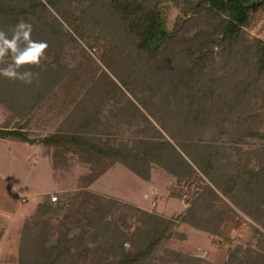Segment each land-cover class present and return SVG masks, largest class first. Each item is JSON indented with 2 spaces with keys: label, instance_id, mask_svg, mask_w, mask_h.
<instances>
[{
  "label": "rangeland",
  "instance_id": "1",
  "mask_svg": "<svg viewBox=\"0 0 264 264\" xmlns=\"http://www.w3.org/2000/svg\"><path fill=\"white\" fill-rule=\"evenodd\" d=\"M106 1L72 0L67 12L62 6L57 10L44 0L51 23L60 32L57 37L43 38L49 45L47 59L41 67L30 69L38 73V77L33 84L27 85L0 76V129H21L35 141L32 144L9 136L0 137V264H33L43 260L44 253L41 243H36V235L44 227L42 233L46 234L47 247L55 245L61 221L68 215L67 242L76 243L82 237L90 242L95 226L82 218L88 205L80 198L74 200L82 191L93 192L103 201L111 198L176 221L155 249L143 252L140 260L127 264H246L244 257L250 249L264 252V236L260 233L264 232V223L259 220L263 215L257 202L245 199L249 202L247 212L217 190L235 213L222 221L218 232L213 234L182 219L204 184L200 180V171L199 175L193 173L187 179L175 175L155 159L146 166L135 159L130 166L120 160L141 139L170 140L191 163V156L205 152L206 144L199 140L184 141V135L192 129L187 132L178 126L179 114L186 108L177 103L180 97L172 86V75L165 77L164 69L151 75L146 71L148 64L139 63L130 53L129 45L114 38L118 26H113L114 22L110 21L112 17L106 11ZM256 1L263 4L252 12L244 30L249 40L256 37L264 40V0ZM92 3L95 4L93 15L89 21H84L81 11ZM163 7L170 29L178 28L177 23L182 24L194 16L183 0H166ZM100 9L105 11L99 12ZM199 25L203 27V21ZM192 27L186 34L193 35L197 28ZM11 29L8 27L9 35ZM122 49L126 50V55ZM110 59H116L120 66L109 67L104 60ZM162 59L159 58V63L165 62ZM168 65L172 66L171 63ZM220 73L226 79H222L220 85L227 86L225 82L230 74L227 70ZM121 74L129 75V86L120 79ZM134 86L137 95L132 91ZM261 94H258L260 98ZM211 104L206 103L205 116L212 110ZM88 116L90 121L85 123ZM255 127L264 131V118ZM57 132L94 134L107 148L106 157L91 160L85 153L75 151L74 146L65 149L44 140ZM260 142L257 136L246 137L240 145L242 160L233 168L241 167L252 152L256 155ZM216 143H228L227 137L218 136ZM223 162L220 159L219 167ZM262 162L257 157L251 161L256 167ZM137 168L145 170L148 177L140 175ZM94 174L97 178L90 182V176ZM229 181L227 179L226 183ZM53 195L57 197L55 204L51 203ZM44 202H49L42 216L46 223L37 226V208ZM122 208L130 214L126 224L120 218V212L108 217L109 221L119 222L122 226L121 240H112L110 248L96 252L94 256H84L77 246L76 250L67 253L68 258H64L63 263L96 264L101 260L100 255L103 264H116L131 258L134 245L139 241L135 231L141 215L129 207ZM169 232L172 233L169 235ZM145 236L142 232L141 241L146 239ZM92 240L90 246L94 247L97 243ZM97 240H103V233L97 232Z\"/></svg>",
  "mask_w": 264,
  "mask_h": 264
},
{
  "label": "trees",
  "instance_id": "2",
  "mask_svg": "<svg viewBox=\"0 0 264 264\" xmlns=\"http://www.w3.org/2000/svg\"><path fill=\"white\" fill-rule=\"evenodd\" d=\"M71 1L47 0L48 4L57 10L62 6L67 12L71 8ZM164 1L166 0H107L104 4L109 17H112L110 21L115 24L113 26H118L113 34L114 38L120 42L125 41L129 45L130 53L135 55L139 63L148 64L146 71L151 75L162 69L165 77L168 75L169 78L172 75L171 79L174 80L172 86L180 97L177 103L180 107L186 108L179 114L178 126L180 125L187 132L192 129L183 139L194 142L204 141L206 150L201 155L191 156L193 162L191 163L170 140L141 139L132 148L135 151L131 149L127 155L124 153L120 160L130 166V162L135 159L146 166L155 159L175 175L187 179H190L193 173L199 175L198 171H200L204 176L201 175L200 180H203L204 184L197 192L193 206L182 216L183 222L196 228L217 233L221 222L235 213L234 208L218 193L219 190L247 212H249V208H246L248 201L257 202L263 215L259 220L264 223V131L256 130L255 127L264 118V40L257 37L249 40L244 30L249 24L252 12H256L263 2L183 0L188 9H192L194 16L184 20L182 24L177 23L178 28L170 29L167 11L163 7ZM94 6L95 4L92 3L89 8L81 11L84 21L91 19ZM102 11L104 12L105 9H100L99 12ZM49 13L44 0H0V30L8 33V27L13 28L23 19L33 25V40L44 41V36L57 37L60 31L57 26L52 25ZM200 21H203V27H200ZM192 26L197 29L190 36L186 33ZM180 29L185 33L181 35ZM175 44L180 46L174 49ZM121 52L126 55V50L122 49ZM160 57L164 58L162 61L165 62L159 63ZM104 61L109 67L120 66L116 59ZM221 70H227L230 74L227 75L225 82L227 86L220 85L226 80L221 75ZM131 73L136 74V72ZM128 76L120 75V79L127 85V81L130 82ZM111 83L114 84L112 79ZM236 86L238 87L235 88ZM135 88L134 86L132 91L137 95ZM259 93H262L261 98ZM205 102L213 105L210 106L212 110L207 116L203 112L206 107ZM89 117L85 119V123L90 121ZM201 128L202 132L199 131ZM221 135L227 137L228 143H216L217 137ZM8 136L35 143L34 139H30L21 129H0V137ZM171 136L178 138L176 134ZM249 136H257L260 139V149L256 155L252 152L247 156L241 167L234 169L233 167L242 160L243 149L240 145ZM44 140L47 143L61 145L65 149L74 146L75 151L85 153L91 160H102L107 153V148L101 144V139L94 134L57 132ZM253 157L262 159L263 162L256 167L254 165L256 163H251ZM220 159L224 162L223 166L219 167ZM135 170L140 175L148 177L144 173L145 170L144 172L138 168ZM96 176L97 174L91 175L89 181L97 178ZM227 179L230 180L229 183H226ZM79 198L90 206H87L82 218L89 225L95 226V230L90 234L92 236L90 242L93 239L92 241L97 245L91 247L90 242L84 240V237L72 243L74 245L67 242L69 240L67 221L70 219L68 215L61 221L58 241L55 245L47 247L46 234L42 233L44 227L38 232L36 243H41L44 255L43 260H37L33 264H64L63 259L68 258L67 253L76 250L77 246L80 247L78 252L84 256L91 254L94 256L96 252L107 250L112 240L122 239L124 235L119 222L108 219L109 216L120 212V218L126 224L130 214L122 207L140 212L141 216L138 217L140 220L135 231L136 240L139 241L134 245L135 252L131 254V258L116 264L140 260L141 254L155 249L170 226L176 224L174 219H166L130 204L123 205L111 198L103 201L101 196L90 191L78 192L74 200ZM48 203H41L37 208L35 221L37 226L41 225V222L46 223L42 216L49 206ZM97 232L103 233V240H97ZM142 232L146 234V239L141 241ZM171 233L169 232V235ZM260 233L263 237L264 232ZM100 257L101 260L96 264H103V257L101 255ZM244 258H247L244 261L246 264H264V252L261 251L250 249Z\"/></svg>",
  "mask_w": 264,
  "mask_h": 264
},
{
  "label": "clouds",
  "instance_id": "3",
  "mask_svg": "<svg viewBox=\"0 0 264 264\" xmlns=\"http://www.w3.org/2000/svg\"><path fill=\"white\" fill-rule=\"evenodd\" d=\"M33 25L21 19L11 29V35L0 30V76L31 85L38 77L30 69L41 67L47 59L49 45L46 41L32 39ZM27 69V70H25ZM57 197H51L55 204Z\"/></svg>",
  "mask_w": 264,
  "mask_h": 264
}]
</instances>
